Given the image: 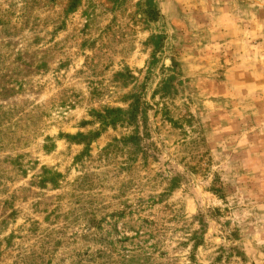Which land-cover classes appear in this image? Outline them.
I'll use <instances>...</instances> for the list:
<instances>
[{
  "label": "rangeland",
  "instance_id": "1",
  "mask_svg": "<svg viewBox=\"0 0 264 264\" xmlns=\"http://www.w3.org/2000/svg\"><path fill=\"white\" fill-rule=\"evenodd\" d=\"M73 3L0 0V264H264V0Z\"/></svg>",
  "mask_w": 264,
  "mask_h": 264
},
{
  "label": "trees",
  "instance_id": "2",
  "mask_svg": "<svg viewBox=\"0 0 264 264\" xmlns=\"http://www.w3.org/2000/svg\"><path fill=\"white\" fill-rule=\"evenodd\" d=\"M76 6V0H74L73 5L70 7L71 10L75 9ZM120 113L119 110H108L106 111L104 114H98L97 118H99V120L101 121V123L107 125H111V126H116L117 123L121 120L119 117H112L113 115H116ZM99 134H97L96 136H94L93 138H98ZM87 139H84V141H86Z\"/></svg>",
  "mask_w": 264,
  "mask_h": 264
}]
</instances>
